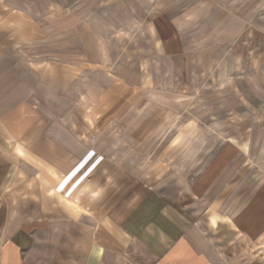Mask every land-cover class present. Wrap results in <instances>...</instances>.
<instances>
[{
  "label": "crops",
  "instance_id": "crops-1",
  "mask_svg": "<svg viewBox=\"0 0 264 264\" xmlns=\"http://www.w3.org/2000/svg\"><path fill=\"white\" fill-rule=\"evenodd\" d=\"M182 10L181 19L167 11L153 17L159 59L132 80L92 75L81 99L65 106L32 102L16 84L13 60L0 53V264H264V145L254 137L243 148L231 137L221 142L215 131L208 139L203 122L176 128L166 119V131L177 129L167 147L171 161L155 172L180 185V196L121 159L122 123L149 107L157 114L149 127L158 130L164 119L158 121L157 99L174 85L189 96L194 75L208 67L212 75L223 67L232 81L239 65L264 66L239 59L232 33L219 45L216 37L194 41L196 24L212 11L196 3ZM222 50L229 52L224 61ZM254 90L262 101L253 112L264 113V88Z\"/></svg>",
  "mask_w": 264,
  "mask_h": 264
},
{
  "label": "rangeland",
  "instance_id": "rangeland-1",
  "mask_svg": "<svg viewBox=\"0 0 264 264\" xmlns=\"http://www.w3.org/2000/svg\"><path fill=\"white\" fill-rule=\"evenodd\" d=\"M193 3L199 9L212 11L209 17L199 19L191 33L195 34L194 41L216 37L219 45L221 37L224 40L232 33L237 35L234 42L239 59L264 60V0H0L1 16L5 15L0 18V53L13 60L16 84L26 86L32 102L47 109L65 106L81 99L92 75L122 74L132 80L142 66L159 59L162 54L152 26L154 15L167 11L181 19L182 9ZM220 44L222 48L228 45ZM228 55V51L222 50V61ZM212 68H207L211 69L207 74L194 75L197 80L189 83L193 94L182 97L174 85V94L168 92L157 99L160 105L155 104V109L157 113L163 112L158 121L164 119L158 130L150 129L157 114H152L148 107L142 118L135 113L129 116L118 132H124L126 140L121 142L120 149L125 166L140 178L178 196L180 185L160 179L155 171L160 164L171 161L172 147L167 148L170 136L182 122L205 123L202 129L208 139L215 131L221 142L231 137L245 148L254 137V145H264L263 128L254 129L264 120V113L253 112L262 101L254 89L264 88V76H260L264 66L239 65L238 75L232 81L226 79L223 67L218 65L213 75ZM166 119L176 123L174 131L164 129ZM134 120L138 128L132 126V130L130 124ZM137 138L140 141L136 142ZM180 152L181 148L177 154Z\"/></svg>",
  "mask_w": 264,
  "mask_h": 264
}]
</instances>
